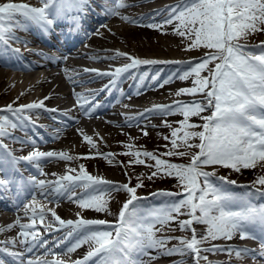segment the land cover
Masks as SVG:
<instances>
[{
  "label": "snow or ice",
  "instance_id": "6c2138e0",
  "mask_svg": "<svg viewBox=\"0 0 264 264\" xmlns=\"http://www.w3.org/2000/svg\"><path fill=\"white\" fill-rule=\"evenodd\" d=\"M41 2L42 6L39 7L13 0L0 2V44L10 47L8 40L20 39L15 35L17 30L27 31L33 25L44 34H50L53 27L58 26V20H64L70 30L78 31L89 12H95L94 0ZM109 3L112 4L111 7L108 6ZM125 6L133 5H126L125 0H102V13L98 14L120 17L139 24V20L121 14L119 9ZM155 16L160 19L156 20ZM155 16L149 18L151 22L142 26L162 33L171 27L176 36L188 41L187 49H206L198 61L187 62L194 66L182 74H174L175 78L181 81L192 78V86L179 88L174 93L175 96L199 95L201 99L175 100L171 104L155 103L128 120L139 121L147 115L166 117L180 114L183 118L177 122V127H172L166 119L161 121L165 127L172 129L170 136H164L163 139L170 141L173 149L161 155L190 156V160L188 163H173L151 151L124 154L136 157L130 160L129 164L146 165L145 159L139 158L141 156L154 161V164L146 165L154 169L148 179L158 174L174 178L182 191L158 190L152 195L172 197V202L163 209L142 212L139 201L146 198L137 195V189L144 186L141 176H137L138 182L135 184L131 183L130 178L128 182L116 183L103 176L90 174L83 164H80L78 169L67 167L64 174L59 176L52 173L51 175L56 177L53 180L38 179L34 175L25 178L22 172L18 180L0 176V191L10 190L13 184H18L21 189L32 195V201L25 204L26 210L31 207V223L21 224L18 219L15 224L7 226L12 229L19 225L23 239L17 241L13 238L0 242L5 245L0 247V253L11 257L17 264H144L143 257L156 258L151 255L152 250H155L158 256L190 254L193 264H200L201 260L206 264H231V260L211 261L204 253H224L229 256L234 253L237 259L243 256H251L252 259L264 258V235L257 237L254 234V226L257 225L260 232L264 233V205L256 206L251 203L256 193L264 196V189L256 187L264 186V175H260L250 187L237 185L236 181L225 176H217L215 171L217 166L238 173L242 169H256L258 164L264 167V41L257 45L239 42L250 33H264V0H177L176 4L166 6L163 12L155 11ZM102 26L107 27L106 24ZM11 51L19 52V49ZM122 57L128 62L112 70L83 69L85 73H95L96 77L108 78V83L103 85L99 92H110L123 74L138 66L185 63L142 59L119 50H116L114 56L103 59ZM46 58L53 59L52 56ZM5 63L11 64L10 61ZM24 69L29 70V66H24ZM205 70L208 75L202 76L201 73ZM146 77L147 73H144L140 77L141 81ZM151 79L155 81L157 77L152 76ZM171 79L172 77L164 80L159 86L163 87ZM99 92H89L87 95L75 93L77 99L74 107H79L84 115L91 116L100 107V102L95 99ZM48 99L50 95L26 104L17 105V101H12L0 106V165H11L13 170L20 172L19 164L25 162L32 164L40 175L47 176L42 163L52 160L71 162L79 158L63 150L42 151L35 146L34 137L20 140L9 131V128L15 130L22 128L24 123L31 122V116L27 113L32 110L58 111L46 107L45 101ZM205 112L210 114L202 115ZM193 117H200L203 123H191ZM77 131L83 141L95 147L92 136L83 129ZM148 134L146 130H142V135ZM6 137L31 144L33 149L26 155L16 156L8 145L3 143V138ZM197 139L199 143H195ZM126 146L129 149L133 147L131 144ZM178 146L185 150H175ZM167 147L166 144L165 148ZM193 148L199 151L190 152L189 149ZM102 155L114 158L112 153ZM207 167L213 170H205ZM3 171L4 168L0 167V172ZM213 177L222 183L217 185L213 182ZM225 184L249 190L237 193L226 189ZM113 191H122L127 195L114 221L85 218L81 212L76 213L75 220H65L54 208L41 207L37 210L32 206L36 204L37 196L50 202L65 198L81 210L109 214L110 192ZM48 213L52 219L46 222ZM185 215L187 219H180ZM37 216L46 232L52 234L66 229L64 236L54 238L51 242L43 238L36 224ZM171 222H176L181 231L190 232V236H158L157 233ZM199 224L207 225L206 232L197 231L196 225ZM157 225L160 227H156ZM3 231L5 229L0 228V232ZM235 236H239L241 240L259 239V248L215 243L219 240L231 241ZM69 239L72 243L62 247ZM173 239L177 240L178 244L168 247ZM17 242L24 246V252L12 251L7 246H15ZM205 244L209 246L205 247ZM84 246H87L88 250L82 257L75 260L57 258L60 255L57 249L69 256ZM37 247L44 248L45 253L51 254L53 259L25 260V253H31ZM0 264H5L3 258H0Z\"/></svg>",
  "mask_w": 264,
  "mask_h": 264
},
{
  "label": "bare ground",
  "instance_id": "6f19581e",
  "mask_svg": "<svg viewBox=\"0 0 264 264\" xmlns=\"http://www.w3.org/2000/svg\"><path fill=\"white\" fill-rule=\"evenodd\" d=\"M148 1H152V0H125L126 5H133V6H125L119 9L122 15L133 17L139 20V24L131 23L128 20L122 19L120 17H105L103 14H100L102 16L101 17L98 15L99 12L97 10H95V12H90L84 18L83 24L78 31L70 30L68 24L64 20H58V22L65 23V26L68 29V31H61L57 35L65 38V41L67 44L63 43V46L68 50V54H69V57H71V59H64V61L62 60L59 61L58 63L61 62L60 65H57L56 67L52 66L48 70H44L45 72L43 75L39 73H35L36 67L29 64L28 65L29 70H25V72L21 75L16 74L14 76L15 80L13 81L11 79V74L4 71V67H10V65L5 63L6 60L0 59V106H4L7 103L12 102V101L23 100L22 99L23 93H26L25 91H28L29 89H31V87H35V94L31 98V101L29 102L38 101L42 99L44 96L50 95V99L45 101V105L48 107V106H53V105H61L63 99L65 100V99H68L69 97H74L75 99H77L73 89H67V90H63V89H65L68 85H70L68 88L72 87L71 86L73 85L72 83L68 85L66 84V81H68L70 77L68 72L69 71H80L82 69L80 60L82 59H90V60L98 61V62H112V63H115L118 60H123V59L127 61V59L123 57L119 59H103V57L114 56L116 50L129 53L132 56L139 57L142 59H151V58H148L147 55L149 54L151 55L153 53L158 54L155 56H159V57L176 56L178 58V57L184 56L180 60L175 59L173 61H183L185 63H180V64L161 63V64H155V65L138 66L137 68L130 70L128 73L123 74L118 79L116 86L112 90H110V92H99L98 89L94 90V88L93 89L86 88V90L83 92L85 95H87L89 92H93V93L99 92V94L95 96V99L100 102V107L97 108L91 116L84 115L82 110L79 107H74L75 105L74 104V105L69 106V110H71L70 112H74V113L71 116H67L65 118L66 121L61 120L60 122H51V124H49V125H53V129H55L56 135L59 134L60 136L59 137L60 139H57L58 140L57 143L59 147L57 146L51 147V149H59L58 151H61V150L67 151L69 152L70 155L79 157L78 159H76L77 161L81 159V162L83 161L84 163H81V162L78 163L76 160L71 161V162L59 161V160H52L50 162H44L42 167H43L44 172L48 174L47 176L40 175L38 171L36 172L37 169L36 170L30 169L36 173L35 175L38 179H48V180L55 179L56 177L52 176L51 174L56 173L57 176L64 174L66 168L68 167L66 166L67 163L77 162L78 165L83 164L84 166H86L85 161L89 160L90 158L92 159V162H93V159L98 155L94 153H88L87 152V149H89L88 147L90 146L91 148L90 152H94L95 150H98V148H96L97 147L96 144H101L102 147L107 148V144H108L107 140H110L111 138L115 137L114 129L117 127H124V128L127 127V129L124 131L142 133V130H146L154 126L152 122L145 120L144 119L145 117H141L139 121L137 120L129 121L128 120L129 117H135L138 114L142 113L143 111L138 114L132 113L130 116L122 117L112 107V105L116 103L119 96L124 92L122 91V88H124L123 87L124 84H126L125 88H129L131 93L135 96L141 91V93H143L146 97L143 100L172 98V101H175V100L190 101V100H194L196 96L199 97V95H196V96L183 95L180 97H177L174 95V93L179 88L192 86V78L186 81H181L178 78H175L174 74H182L184 71H187L190 68L188 65L189 63L187 62L194 61L195 58L187 61L185 57L188 51L196 50V49H187L188 41L179 36H176L172 32L171 27L167 28L165 32L162 33L161 31L150 29L146 26H142V25H146L147 23L151 22L149 19L150 18L149 16L152 14L155 15V11L163 12L166 6L176 4L177 0H175L174 2L170 4L163 5V7L161 8L159 7L156 10L146 9L145 11L139 12V13L137 11H133V13H128L126 11L130 9H135L136 6L144 4ZM0 2H2V0H0ZM13 2L28 3L31 6H36V3L42 4L41 0H13ZM101 3H102V0H94L93 7L95 8L100 7ZM108 6H110V4ZM155 19L159 20L160 17L155 16ZM93 21H95L96 24H94ZM105 24L107 25V27L102 26ZM116 26H117V29L115 28ZM97 30L99 31L97 32ZM30 31L37 33L38 40H43V39L48 40V34L47 35L44 34L37 26H34V25L30 26L28 30L24 32H30ZM109 32H113L114 34L108 35L107 33ZM82 37H83V40L81 41L80 44H83L84 41H86L87 44L89 45L88 47L89 51L77 48V46H75V44L78 42L77 39L82 38ZM170 37L173 38L172 41L170 40ZM19 40H21V38ZM261 41H264V36L261 39H259L255 45L259 44ZM22 42L24 41L22 40ZM9 46L10 47H5L4 45L0 44V53L2 52V54L6 58L12 60V62L16 65L18 63L21 64L25 62L22 59L23 57L22 55H19L17 52L11 51V49H14L15 47L13 45H9ZM30 46L31 45L29 44V46L26 47V49L30 50L31 48H33ZM104 52L105 54H102ZM144 52L146 53L149 52V54H146ZM97 57H100L102 59H97ZM160 61H171V60L166 59V60H160ZM51 64L56 65L55 63H51ZM116 66H120V65L110 66L111 70ZM144 73H147V77L143 81H141L140 77ZM207 75H208V72L205 71V74L202 76H207ZM152 76H156L157 79L153 81L151 79ZM170 77H172V79L169 83L164 84L163 87L159 86L160 84L163 83L164 80ZM99 78H107V77H99ZM19 79L24 80L25 83H23L21 86H24V88L26 89H23L21 91L17 88L18 92L16 94H8L10 87H14V86L16 87L17 80ZM125 79L127 80L120 83L121 80H125ZM107 80H105L104 83L106 82L107 84L108 83ZM87 82H88V79L83 80V82L79 85H86L84 83H87ZM74 85H77V84H74ZM116 94H118L117 98H116ZM195 100H199V99H195ZM29 102H26V103H29ZM14 106H17V105H14ZM130 109H133V108H130ZM202 115H204V113ZM173 116L179 118L180 120L183 118L180 114H174ZM119 117H122V118L119 119ZM71 118H74V119H71ZM82 119L83 120L85 119L87 123L82 124L81 122ZM192 119L200 120L201 118L193 117ZM77 129H83L84 132L92 136L93 142L96 146L92 147L87 142L83 141L82 136L77 131ZM17 130H19L20 132L29 133V134L34 135V136H29V135L28 136L34 137L36 140L39 138L36 137L34 132L42 133V131L37 130L36 128L29 125L28 123H24L23 127L18 128ZM6 139H8V137H6ZM40 142H43V141H39V144H36L35 146L39 147L40 150L44 151V145L41 144ZM20 147L21 148L16 150L18 155H26L28 152L32 151L33 149V145L31 144H26ZM98 154L100 153L98 152ZM86 157H90V158H86ZM25 164H26L25 162H21L19 164V169H20V172H18L19 177H20L21 172L22 174L27 172ZM0 167L4 168V171L1 172L2 174L6 172V174L9 175L8 177L15 178L16 175L14 174L12 169H10L11 165H0ZM88 172L91 174L90 171ZM10 173L12 175H10ZM105 174H106L107 180H111L116 183H122V178H125V174L121 170L120 167L114 171L106 170ZM249 174L250 173L248 172L244 173L243 170L239 172V175L243 177ZM24 176L25 175H23V177ZM18 179L19 178H17V180ZM229 190L234 191V192L244 191L243 188L234 187V186H230ZM7 191H8L7 193L16 194L17 195L16 197H19L21 194H24L23 195L24 197L21 196L19 199H17L16 204L7 206V208L10 209L9 211L11 213L9 216L3 217L2 214L0 213V228L5 229V231L0 232V235H1L0 237H3L1 239H3L4 241H10L13 238L19 241L20 238H22V236L20 235L21 229L19 225H16L12 229H8L7 226L9 224H15V222L18 219L21 224L31 223V217H32L31 207H29V209L26 210L25 204L32 201V195L27 190L21 189V186L18 184H13L11 186V189ZM123 194L124 192L122 191L118 193L115 191L110 192L111 198L109 199L108 207L110 210L109 214L112 215L110 216L109 219H112V221L117 219L119 209L122 206V204H120L119 208H117V207H114L113 203H115V200H117ZM251 203L256 206H258V204L260 205L263 204L264 196H261L259 193H256L252 197ZM139 204H142V203H139ZM4 205H8V204L0 201V207H3ZM32 206L36 207L37 210H39L41 207H44L45 209L56 207L57 213L59 216H61V218L65 220L67 219L75 220L77 218L76 217L77 212L72 207V203L65 198H61L59 201L53 200L50 202L48 199H44L42 197L37 196L36 204ZM26 211H27V215H26ZM78 212H81V214L85 218L103 219L106 216H108L107 214L104 217H102L101 214H105V213H96L93 210H89L87 213H84L83 210H79ZM26 218L29 219V222H27L26 220H22ZM46 218L48 219L47 221L51 220L52 219L51 214L48 213ZM105 219H108V218H105ZM36 224H37L38 230H42V231L45 230L44 227L40 224V220L38 216L36 217ZM257 228L260 230L258 225H257ZM197 231L200 232L198 229ZM65 232H66V229H62L52 234H49L48 232L45 231L42 237L52 241L56 235H58L56 236V238L63 237ZM168 236L182 237L181 234L179 235H176V234L169 235L168 234ZM238 238L239 236H235L233 239H238ZM173 240L176 241L178 244L177 240L175 239ZM71 243H72V240L69 239L68 241L65 242V244L62 247H65L67 244L70 245ZM0 245H2L0 247L5 246L3 243H0ZM8 245L11 246L10 249L21 247V244H19V242H17L15 246L11 244H8ZM87 250H88L87 246H84V247L79 248L72 254H74L75 259H77L79 257H82L87 252ZM24 251L25 249L23 246L22 252ZM57 251H61V249H57ZM32 252L33 253L36 252L37 254H40V256L43 255L44 257L41 259H44L47 256L44 248L37 247ZM151 253L153 255H158L155 250H152ZM205 254L207 253H204V255ZM63 255L64 254L60 255L59 258H61ZM171 256L173 257L175 256L177 260H174L173 262H169L168 264H179L183 262H186V264H193V257L190 254L183 255V256L181 255H171ZM26 257L29 259V256H27V252L25 253V256H24L25 260H27ZM232 258H233L232 260L233 264H239L238 260L240 258L237 259L235 257V254L233 255ZM31 259H36V258H31ZM257 261L259 262V264H264V258L257 257ZM92 264H94V262H92ZM144 264H147V263L144 262Z\"/></svg>",
  "mask_w": 264,
  "mask_h": 264
},
{
  "label": "rangeland",
  "instance_id": "374dc122",
  "mask_svg": "<svg viewBox=\"0 0 264 264\" xmlns=\"http://www.w3.org/2000/svg\"><path fill=\"white\" fill-rule=\"evenodd\" d=\"M151 16H155V15H150ZM120 23V21H119ZM117 29V26L115 27ZM114 28V29H115ZM120 28V27H119ZM99 31V30H98ZM108 35H113V32H109L107 33ZM264 36L263 33H250L246 38H242L239 42L242 44H248V45H255L256 42H258L259 39H261ZM258 39V40H257ZM170 40L172 41L173 38L170 37ZM206 51V49L203 48H199L196 50H191L188 51L187 53L189 55L194 54L193 56H196V60L194 61H198L199 58L202 56L203 52ZM146 53V52H144ZM192 53V54H191ZM146 54H149L146 53ZM158 54H149L147 55L149 56H155ZM168 57V56H166ZM189 67L194 66V64H188ZM214 67V65H213ZM206 71V70H205ZM205 71L202 72L201 74L204 75ZM13 77V78H12ZM11 79L14 81V75L11 74ZM20 83V84H19ZM24 82V80L19 79L17 80V84L16 87H10L9 89V93L8 94H16L19 90H23L26 89L24 88V86H21ZM18 88V89H17ZM16 90V92H15ZM26 93H23L22 95V99L21 101H17V104H23L26 102V100L28 101L34 94H35V88H31L28 91H25ZM32 96H31V95ZM201 97L196 96L194 99H200ZM171 100V98H170ZM21 102V103H20ZM210 114L209 112H205L204 115H208ZM172 119H174V121L172 123H169L172 127H177V122L180 120L177 117H172ZM198 121V122H197ZM191 123H195V124H201L203 123V121L200 120H191ZM127 128L124 127H117L114 129V138H111L110 140H107V148L102 147L101 144H96L98 148V150H95L94 152H90L91 148L90 146L88 147L89 149H87L88 153H94L97 154L98 156H96L93 159L90 158L89 160L85 161L86 162V166L85 169L87 171H90L92 175H97V176H103L104 178H106V174L105 171L106 170H111L114 171L117 168H121V170L125 173H127L128 175H125V178H122V183L124 182H128L129 178L131 180L132 184L137 183V176H141V178L143 179V184L144 186L137 189V195L141 196L143 194H140V192H145L144 195H150L153 193L158 192V190H164V191H171V192H179L182 191L181 187L177 184L176 180L174 178L171 177H163L161 175H157L156 177L152 178V179H148V176L151 174L152 171H154V169L147 167V164H154V161H151L143 156L139 157L140 159H145L146 161V165H139V164H129V161L132 159H136V157L130 156V155H125L124 153L126 152H135V151H151L155 154H157L158 156H160L163 159H167L170 162L173 163H188L190 160V156H184V157H179V156H172V157H168V156H162L161 154L164 153L165 151L168 150H173L170 141H166L165 139H163L164 136H170L171 133V128L170 127H165L163 126H159V127H154V128H150V129H146L147 131H149L147 136L142 135V133L140 132H128V131H124ZM196 130H200V129H196ZM195 143H199V140H195ZM55 144V142L51 143V145ZM131 144L133 145V147L131 149H129L126 145ZM167 144V148H165V145ZM95 145V146H96ZM178 145H179V141H178ZM57 147H59L58 143L56 144ZM54 146V147H56ZM56 151H58L59 149H55ZM175 150L178 151H184L185 149L183 147H179ZM190 152H196L199 151V149L193 148V149H189ZM98 152L100 154H98ZM104 153H112L114 154V158L113 157H106L102 154ZM77 161V160H76ZM78 163L81 162V159L79 161H77ZM77 162L75 163H67L66 166L68 167H72V168H77L78 169V164ZM81 163H84L83 161ZM88 164V165H87ZM103 170V171H102ZM205 170L207 171H212L213 169L211 167H207L205 168ZM243 172H248L250 173L249 175L243 177L240 176L238 172H235L231 169L228 168H223L220 166H217L215 171L217 173V176H225L227 177L229 180H234L237 182V184L240 185H248L251 187L252 183L260 176V175H264V167L260 166L258 164L256 169H242ZM101 171V172H100ZM100 174H99V173ZM232 173V174H231ZM142 174V175H141ZM105 175V176H104ZM239 175V176H238ZM232 178V179H231ZM213 182L216 183L217 185H220L222 182L217 180L215 177L212 178ZM231 185H227L225 184L224 187L226 189L229 190V187ZM145 187V188H144ZM257 188H262L264 189V186L261 185H256ZM244 191L249 190V189H243ZM151 191V192H148ZM239 193V192H237ZM262 196V195H261ZM124 197V198H123ZM150 197H152L151 200H148V204L147 206H141V210L143 212H148L151 211L152 209H163L165 208L168 204H170L173 200L172 197H165V196H159V195H151ZM149 197V198H150ZM154 197V198H153ZM178 198H182V197H178ZM123 199V200H122ZM127 199V195L124 193L122 196H120L117 200H115L114 207L119 208V205L122 204L123 201H125ZM148 199V198H147ZM139 203H141V201H139ZM258 206H260V204H258ZM73 208L75 209L76 212H78L79 209L77 205H74ZM116 208V209H117ZM234 210L235 206H234ZM89 210H83L84 213H87ZM58 214V213H57ZM107 214H101L102 217H104ZM110 214H108V216H106L105 218H110ZM188 217L182 216L180 217V219H187ZM173 225V226H172ZM156 227H160L159 225H157ZM171 227V228H170ZM197 228L200 229V231L202 233L206 232L207 229V225L204 224H199L196 225ZM182 232L184 234H182ZM179 235L181 234L182 236H189L187 231H181L179 229V227L177 226L176 222H171L168 226L164 227L162 229V231L158 232L157 235L158 236H162V235ZM217 242H224V240H219ZM177 242L174 240H171L168 244L169 246H172L174 244H176ZM207 245V244H205ZM234 254V253H233ZM232 254V255H233ZM227 255V254H226ZM231 255V256H232ZM209 258V255H207ZM40 257V256H39ZM227 258H230L229 255H227ZM205 261L201 260L200 264H205Z\"/></svg>",
  "mask_w": 264,
  "mask_h": 264
}]
</instances>
